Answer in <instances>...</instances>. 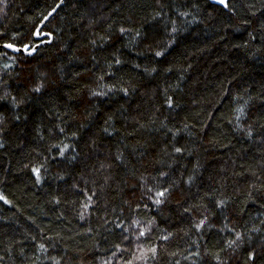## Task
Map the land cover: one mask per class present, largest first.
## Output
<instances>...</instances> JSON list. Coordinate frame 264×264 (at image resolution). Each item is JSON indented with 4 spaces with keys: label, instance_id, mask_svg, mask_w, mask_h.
<instances>
[{
    "label": "trees",
    "instance_id": "obj_1",
    "mask_svg": "<svg viewBox=\"0 0 264 264\" xmlns=\"http://www.w3.org/2000/svg\"><path fill=\"white\" fill-rule=\"evenodd\" d=\"M58 2L0 0V264H264V0H65L2 47Z\"/></svg>",
    "mask_w": 264,
    "mask_h": 264
},
{
    "label": "snow or ice",
    "instance_id": "obj_2",
    "mask_svg": "<svg viewBox=\"0 0 264 264\" xmlns=\"http://www.w3.org/2000/svg\"><path fill=\"white\" fill-rule=\"evenodd\" d=\"M62 3H63V0H61V4H62ZM213 3H214V4H218V5H220V6H222V7L225 8V9H229V7H230V0H213ZM59 7H60V4H58V5L56 6V8H59ZM250 7H251V6H250ZM56 8H53L52 12L49 13V16H51L52 13H54V12L56 11ZM182 15H188V13H182ZM45 19H47V17H45ZM126 31H129V30H126V29H124V28H121V29H120V32H121V33H125ZM172 31L175 32V31H176V28L173 27ZM36 35H39V33L37 32ZM136 35L139 36L140 33L137 32ZM4 47H5V48H9V49H13L14 51H20V50H21V49L15 47V45H13V44H11V43H7V44H5ZM29 48H30L29 45H24V51L28 52V54L31 55L32 52L29 51ZM33 51H34V49H33ZM162 55H163V52H161V51H157V52H155V56H157V57L162 56ZM121 62H122V61H121L120 59H116V60H115V63H116V64H120ZM9 67H10V65H5V69H7V68H9ZM137 67H139V65H137ZM145 70L147 71V69H145ZM153 70H154V69H153ZM108 75H111V73H108ZM97 79H98L99 81H103L104 77H103V76H101V77H97ZM43 86H44L43 84H40V85L36 86V87L33 89V91H35V92H40V91H41V88H42ZM100 87H101V91H92V92H91V95H92V96H106V95L108 94L109 91H112V90H113L112 88H108L107 91H105L104 88L107 87V86H105V85H101ZM113 87H114V86H113ZM121 91H123V92L125 93V95L128 94V89H127V88L121 89ZM13 101H15V98H13ZM166 103L168 104L169 107H171L172 104H173V100H172V98L169 97V98L167 99ZM243 111H244L243 108L238 109V112L241 113V114L243 113ZM239 119H240V116L238 115V116H237V120H239ZM58 131H59L60 133H63V132H64V129H63V128H58ZM104 131H107V129H104ZM251 134H252L251 131H249V132H248V135L250 136ZM73 135H75V133H73ZM0 146H2V145H0ZM53 147H57L60 156H64V155H65V149H67V148L69 147V145H64L63 147H60V146H58V145H53ZM174 151H175L176 153H180V152H182V149H181L180 147H175V148H174ZM73 159H75L74 156H73ZM117 159H120V157L118 156ZM26 167H27V166H26ZM42 167H43V166H41V167H33V168L31 169V172L34 174V176H35V180H36L37 183H40L41 180H42V176H41V169H42ZM102 167H103V165H102ZM167 176H168V173H167V172L161 171V172L159 173V177H161V178H164V177H167ZM61 179H63V177H61ZM153 179H156V178L153 177ZM74 187H75V185H74ZM145 187H147V183H146V182H145ZM170 188H171V186H169L168 188H164L163 190L155 191V197H156V198L154 199L153 202H154L156 205H160L161 203H163V202H164V199H163V198H165L166 193H168V192L170 191ZM152 192H153V188H152V187H147V193H146V194H149V193H152ZM148 198H149V199H152L151 195H149ZM0 200H3L5 203H9V201H8L3 195H0ZM87 200L89 201V203H85V204L83 205V208H84V209H88V208L91 206V204L94 203L92 196H88V197H87ZM56 202L59 203V200H57ZM216 204H217V207H221V206H223V205L225 204V201H224V200H219V201L216 202ZM145 207H147V205H145ZM185 211H189V209H185ZM81 218L83 219V213H81ZM225 219H227V217H225ZM207 222H208V217H207V216H204V217H203L202 219H200L198 222H195L193 226H194V228H195L197 231H199V230H201L202 228H204V226L207 224ZM136 223H139V222H138V221H133V224H136ZM226 226H227V225H225V227H226ZM117 227H120V225L118 224ZM221 230H223V229H221ZM125 231H127V229H125ZM252 231H258V229H252ZM145 235H146V230H143V229L140 230V232H139V236H140V237H143V236H145ZM124 238L127 239V236H125ZM163 239H164V240H167L168 237L165 236V237H163ZM242 240H243V234L240 233V232H235V239H234V240H230V241H228V243H227V247H228V248H233V249H234V248H237V247L240 246V242H241ZM40 248H41V249H44V245L41 244V245H40ZM117 248L119 249V246H117ZM156 251H157V250H156L155 247H152L151 249H149V252L152 254L153 257L155 256ZM198 254H199V253H196V255H198ZM115 255H116V253H113V256H115ZM140 258L143 259L144 256L142 255ZM255 258H256V253H255V251L249 252V254H248V260H255ZM216 259L219 260V256H217ZM56 264H59V262L57 261ZM128 264H131V262H128Z\"/></svg>",
    "mask_w": 264,
    "mask_h": 264
},
{
    "label": "water",
    "instance_id": "obj_3",
    "mask_svg": "<svg viewBox=\"0 0 264 264\" xmlns=\"http://www.w3.org/2000/svg\"><path fill=\"white\" fill-rule=\"evenodd\" d=\"M211 1H213V0H211ZM64 3H65V0H63L62 4H61V0H59V2L56 4V6L58 4H60V6H61ZM56 6L54 8H56ZM52 10H50V12H52ZM57 10H58V8H56V11ZM56 11L54 13H52L51 16H49V13H50L49 12L45 16V17H47V19H45V17H44L43 20L37 26L35 33H34V37H35V40L37 42L34 45L27 44L30 46L29 51L32 52L31 55H29L28 52L24 51V46H18V45L13 44V45H15V47L21 49L20 51H14L13 49H9V48H6V49H8L14 53H23L27 56H33L40 49L41 46L46 45V44H50L54 40V34L47 32V31H43V28L46 25V23L49 21V19L56 13ZM37 32L39 33V35H36ZM5 44H7V43H5ZM5 44H3L2 47H4ZM33 49H34V51H33Z\"/></svg>",
    "mask_w": 264,
    "mask_h": 264
}]
</instances>
